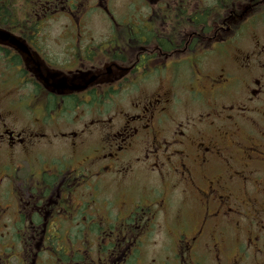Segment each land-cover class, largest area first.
Instances as JSON below:
<instances>
[{
	"label": "flooded vegetation",
	"instance_id": "flooded-vegetation-1",
	"mask_svg": "<svg viewBox=\"0 0 264 264\" xmlns=\"http://www.w3.org/2000/svg\"><path fill=\"white\" fill-rule=\"evenodd\" d=\"M87 1L103 27L67 0L43 11L68 20L57 38L34 23L0 46V264H144L160 217L174 264H264L258 20L230 0ZM39 147L49 165L23 176Z\"/></svg>",
	"mask_w": 264,
	"mask_h": 264
},
{
	"label": "rangeland",
	"instance_id": "rangeland-1",
	"mask_svg": "<svg viewBox=\"0 0 264 264\" xmlns=\"http://www.w3.org/2000/svg\"><path fill=\"white\" fill-rule=\"evenodd\" d=\"M56 16L57 15L53 16V18H56ZM86 22L92 25L93 30H95L98 26L103 27L105 23L102 20V18L98 16L96 13H93V15L90 18H88ZM50 24H53V26L51 27L52 37L57 38L58 35L62 33L63 27L68 24V21L66 19L61 18V15H59L54 21H51ZM43 33L45 34L46 31ZM254 35L259 37L260 39H264V24H260L258 29L255 30ZM0 69H1V65H0ZM18 98L26 99V94L20 92L18 93ZM46 153L51 157V153L46 151L45 148L43 147H39L38 149L33 151V153L31 154L18 153V168H20L22 175L25 176L28 173L29 167L30 168H33V167L41 168L43 166H48L49 163L46 161L45 157H43V155ZM132 180H135V179H132ZM144 183L137 182V181L133 182L134 186L138 187L136 189L138 191H143ZM111 187L112 188L110 190H107L110 193V197H112L117 186L115 184L112 185L111 183ZM166 221H168L166 218H161V217L156 221L155 226L157 228V232L155 234H152L151 241H150V248L148 252L149 255L147 254L145 256L144 264H149V263L150 264H174L173 259H171L173 258V253L170 249L172 245V241L170 240V238L165 237L162 233L164 223ZM163 246L166 247V249H164Z\"/></svg>",
	"mask_w": 264,
	"mask_h": 264
},
{
	"label": "trees",
	"instance_id": "trees-1",
	"mask_svg": "<svg viewBox=\"0 0 264 264\" xmlns=\"http://www.w3.org/2000/svg\"><path fill=\"white\" fill-rule=\"evenodd\" d=\"M77 6H83L87 0H77ZM65 3L67 0H0V28L18 35V17L21 16V23L25 27L27 23H34L33 12L40 10L42 6ZM223 0H220L222 5ZM239 3H245L250 10L247 25L250 23L264 24V0H230V8L233 11Z\"/></svg>",
	"mask_w": 264,
	"mask_h": 264
},
{
	"label": "water",
	"instance_id": "water-1",
	"mask_svg": "<svg viewBox=\"0 0 264 264\" xmlns=\"http://www.w3.org/2000/svg\"><path fill=\"white\" fill-rule=\"evenodd\" d=\"M0 39L3 41H7L8 43H10L11 45L15 46L18 48V40L15 39L13 36L4 33V32H0Z\"/></svg>",
	"mask_w": 264,
	"mask_h": 264
}]
</instances>
